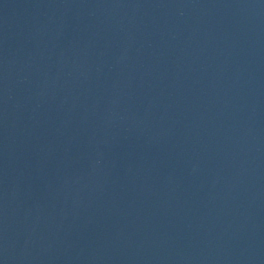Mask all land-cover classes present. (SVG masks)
Instances as JSON below:
<instances>
[{
	"label": "water",
	"instance_id": "95a60500",
	"mask_svg": "<svg viewBox=\"0 0 264 264\" xmlns=\"http://www.w3.org/2000/svg\"><path fill=\"white\" fill-rule=\"evenodd\" d=\"M0 264H264V0H0Z\"/></svg>",
	"mask_w": 264,
	"mask_h": 264
}]
</instances>
